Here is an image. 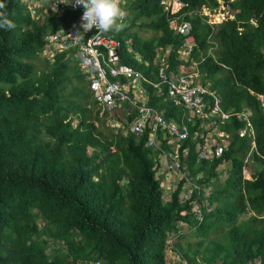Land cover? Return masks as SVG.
I'll list each match as a JSON object with an SVG mask.
<instances>
[{
  "label": "trees",
  "instance_id": "obj_1",
  "mask_svg": "<svg viewBox=\"0 0 264 264\" xmlns=\"http://www.w3.org/2000/svg\"><path fill=\"white\" fill-rule=\"evenodd\" d=\"M2 2L16 27L0 29V264H168L169 244L186 264H264V113L250 91L264 92V0L233 1L238 11L219 23L198 12L186 15L201 81L215 89L224 109L249 110L255 132L253 147L251 136L238 132L242 120L221 122L230 142L222 157L209 160L194 149L198 120L188 122L181 167L201 185L195 193L203 199L201 217L179 199L181 181L166 195L153 169L161 151L145 145L148 130L137 136L107 124L111 117L123 120L126 107L107 106L100 116L77 62L66 51L53 59L42 54L44 35L67 27L74 11L58 16L40 7L31 16L23 0ZM188 2V9L216 4ZM126 6V26L111 32L121 40V62L151 81H140L150 105L167 118L185 119L188 112L153 84L159 48L171 45V70L189 64L176 57L181 35L169 27L161 0ZM143 28L156 34L144 37ZM247 156L251 176L243 177ZM223 160L230 161L224 179ZM190 230L193 244L181 240ZM210 232L218 235L206 240Z\"/></svg>",
  "mask_w": 264,
  "mask_h": 264
},
{
  "label": "built area",
  "instance_id": "obj_2",
  "mask_svg": "<svg viewBox=\"0 0 264 264\" xmlns=\"http://www.w3.org/2000/svg\"><path fill=\"white\" fill-rule=\"evenodd\" d=\"M23 1L31 16H36L40 7L49 8L58 16H61L67 8L74 11V15L68 18L67 27L44 35L42 54L48 59H53L56 53L66 51V56L77 62L80 70L90 81V88L100 116H103L107 106H115L122 102L126 103L130 109L136 110V116L130 119L110 118L107 120V124L112 128L117 127L125 134L130 131L137 136L148 130L145 145L159 148L161 151L153 169L156 171L157 178L167 188L166 195H169L181 181L179 199L189 201L197 216L201 217L204 203L200 201L203 199L199 201L195 196L196 192L201 191V185L188 174L184 167H181L180 155L186 156L189 148L187 146L180 148L179 143L188 138V122L192 125L198 120L199 123L197 130L195 129L193 132L194 138H196L194 149L198 158L212 160L222 157L224 150L229 145V133L221 127L220 123L232 116L244 122V126L238 128V132L240 135L245 133L250 135L252 146H255V132L250 120V111L247 109L236 110L235 108L224 109L221 97L215 89L199 79L196 70L197 61H190V65L182 66L179 71L172 72L169 71L168 62L161 52L157 57V81L153 84L157 87L158 93H163V89H165L166 96L188 112L185 119L182 118L179 121L167 118L159 108L148 103L147 91L140 81H151L140 71L121 62L119 54L121 40L110 33L99 34L96 29L87 31L81 27L83 6H73L71 0ZM126 1L121 0L123 9ZM232 1L216 0L215 5L204 4L199 9H194L193 12L206 15L208 22H220L232 18L237 11L232 7ZM161 3L166 12L169 27L182 36V41L176 50L178 57L185 60L189 57L195 44L191 34V21L186 18L187 14L192 13L191 10L186 9L189 2L188 0H161ZM212 17L216 19L212 20ZM169 49L170 46L167 45L161 51L168 52ZM250 91L257 97L264 113V92H255L252 89ZM161 133L166 139L167 147L165 148L161 147L159 139ZM245 160L248 162L242 168L243 177H250V166H252L253 160L249 156ZM225 162L227 161L220 162L218 168L223 170ZM219 176L222 178L221 173ZM211 188V185L206 186L203 195L207 196L211 192ZM182 224L179 222V225ZM184 229L183 225L180 231H184ZM179 232L168 239V242H171ZM170 245L168 247L171 249ZM173 263L168 260V264ZM179 263L186 264L182 259ZM82 264H102V262L95 259Z\"/></svg>",
  "mask_w": 264,
  "mask_h": 264
},
{
  "label": "clouds",
  "instance_id": "obj_3",
  "mask_svg": "<svg viewBox=\"0 0 264 264\" xmlns=\"http://www.w3.org/2000/svg\"><path fill=\"white\" fill-rule=\"evenodd\" d=\"M128 2L129 0H127L126 3L124 4L123 6L124 9H126L125 6L128 4ZM71 4H73V6H83L84 11L81 17V21H82L81 27L84 30L91 31L92 29H96L99 34H106L113 31L119 32L126 26L123 23V20L126 16V12L121 7V0H71ZM233 8L237 9L236 7ZM188 10H191L192 13H197V12H193L194 9H188ZM203 16H205L206 19L207 16L206 15ZM209 23H219V22H209ZM15 27H16L15 23L7 15L6 4L2 2V0H0V29H4L5 31H8L15 29Z\"/></svg>",
  "mask_w": 264,
  "mask_h": 264
},
{
  "label": "rangeland",
  "instance_id": "obj_4",
  "mask_svg": "<svg viewBox=\"0 0 264 264\" xmlns=\"http://www.w3.org/2000/svg\"><path fill=\"white\" fill-rule=\"evenodd\" d=\"M214 19H216V18L215 17H212V20H214ZM139 34L142 35V36H144V37H149V36H152V35H154L156 33L153 30H150V29H147V28H143V29H141L139 31ZM229 166H230V161L225 162V168H229ZM221 175H222V178H224V177L227 176V172H226L225 169L222 171ZM246 217H247V214H243L242 215V218H246ZM217 235H215L214 233H211L210 232L209 235L205 239L207 240V239L212 238V237H215ZM196 239H197V237L195 235H193V233H192L191 230L188 231L185 234V236L181 238L182 241L188 240L192 244L194 243V241ZM174 251H173V249L171 250L170 248L167 249V253L169 254L168 255V260H169V262H177V263H179L180 262V258L178 256V253L177 252H174ZM168 260H166L167 263H168Z\"/></svg>",
  "mask_w": 264,
  "mask_h": 264
},
{
  "label": "crops",
  "instance_id": "obj_5",
  "mask_svg": "<svg viewBox=\"0 0 264 264\" xmlns=\"http://www.w3.org/2000/svg\"><path fill=\"white\" fill-rule=\"evenodd\" d=\"M125 12H127V6H125ZM174 32V31H173ZM110 34H112L111 32H109ZM175 33V32H174ZM177 34V33H176ZM192 34V33H191ZM112 35H114V34H112ZM180 35V34H179ZM193 35V34H192ZM115 36V35H114ZM116 37V36H115ZM194 37V36H193ZM181 41H182V36H181ZM129 44H130V42H128ZM181 43V42H180ZM179 43V44H180ZM194 43H195V39H194ZM179 44H178V46H179ZM170 46V49H169V51L168 52H166L165 50H163V51H161L163 48H159L158 50H157V52H156V55H155V59H154V61H155V63H156V74H157V57H158V54L159 53H163V55H164V57L166 58V60H167V62H168V69H169V71H172V72H176V71H179L180 70V68L182 67V66H185V65H182V64H178V66H177V69L176 70H171L170 69V66H169V64H170V61H169V55H170V51H171V45H169ZM177 46V47H178ZM177 49V48H176ZM193 50V49H192ZM176 52H177V50H176ZM191 53H192V51L190 52V54H189V57L187 58V59H189V61H196L193 57H192V55H191ZM179 60H181L179 57H178V53H177V56H176ZM181 61H184L183 59L181 60ZM188 65H190V64H188ZM187 65V66H188ZM198 76H199V73H198ZM199 79H200V76H199ZM201 80V79H200ZM209 84V83H208ZM210 85V84H209ZM124 102H122V103H119V104H117V105H115L116 106V108H117V110L119 111V112H121L122 110H123V107H126V110H124L123 111V113H124V116H123V118L122 119H124V118H128V119H130L129 117H128V113H129V110H130V112L132 111V110H134V109H130L129 108V106L126 104V103H124ZM110 107V106H109ZM136 111V110H135ZM127 114V115H126ZM134 116H136V112H135V115ZM133 116V117H134ZM111 118H114V117H111ZM132 118V117H131ZM115 119V118H114ZM159 139H160V143L162 144L163 143V139H164V136H163V134L161 133V134H159Z\"/></svg>",
  "mask_w": 264,
  "mask_h": 264
}]
</instances>
